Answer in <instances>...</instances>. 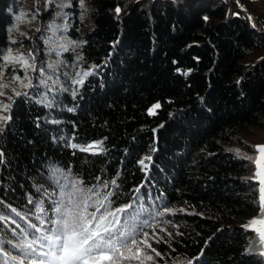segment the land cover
Instances as JSON below:
<instances>
[{
	"label": "trees",
	"instance_id": "obj_1",
	"mask_svg": "<svg viewBox=\"0 0 264 264\" xmlns=\"http://www.w3.org/2000/svg\"><path fill=\"white\" fill-rule=\"evenodd\" d=\"M22 1L0 0V74ZM65 2L81 69L92 74L75 96L64 94L61 110L29 93L12 102L0 134L4 247L21 255L7 241L32 239L37 206L51 214L48 194L70 172L89 186L108 182L114 206L139 195L135 207L147 210L141 219L167 236L149 239L161 253L150 264H264L258 244L247 252L254 233L242 227L260 211L256 166L245 157L264 144V13L257 5L264 0ZM37 5L50 26L56 4ZM26 43L47 69L44 39ZM99 141L103 151L70 147ZM165 207L183 211L157 216Z\"/></svg>",
	"mask_w": 264,
	"mask_h": 264
},
{
	"label": "snow or ice",
	"instance_id": "obj_2",
	"mask_svg": "<svg viewBox=\"0 0 264 264\" xmlns=\"http://www.w3.org/2000/svg\"><path fill=\"white\" fill-rule=\"evenodd\" d=\"M84 0H80L83 7ZM239 2V0H237ZM116 13L119 14L121 9L116 8ZM238 15V13L236 14ZM250 20L251 16L248 17ZM205 20L208 17L204 18ZM255 27V24H253ZM73 50L79 46L77 42H72ZM66 51L67 45H61ZM82 59V57H78ZM3 60L8 64H19L26 71H39L44 74V69H37L35 58L32 57V62L23 55H14L11 50L3 56ZM49 68L53 65H49ZM95 67V66H93ZM90 71L76 73L71 83L83 86L85 78L90 76ZM22 86L26 89L35 87L32 78L25 76L21 80L19 76L15 77ZM26 81V82H25ZM41 84H47V80H40ZM0 87H8V85H0ZM67 91V89H63ZM74 89L72 95L75 96ZM4 92L0 91V96ZM16 96H27V92H15ZM38 103H44L47 107H52V102L45 95ZM154 107L159 108L157 104ZM10 104L0 102V110L9 112ZM71 110V109H70ZM11 115H0V134L3 133L5 126L11 121ZM103 141L90 144L87 147H80L73 143L71 148H79L82 152L91 151L94 148H102ZM258 155L253 157H245L252 161L256 166V172L253 179H258L259 188V214L258 217L251 219L245 225H242L246 230L254 233V238L251 241L248 253H252L255 249L252 245L258 244L259 255L264 257V145L255 146ZM5 153L0 150V164L4 163ZM146 159H151L146 157ZM140 163L144 165V160ZM147 167V165H144ZM60 170L54 169L53 176ZM63 180L55 181L58 186L57 191L49 195L51 204V214L43 207V203L37 206L36 211L40 214L37 219L40 221V226L35 223H28V228L32 229V239L25 240L23 243H13L7 241L13 249H16L21 255H13L4 247L5 241L0 239V264H146L148 261H154V257H160L158 252L149 239H154L156 243H160L163 237H159L156 229L159 228V223H149L148 218L141 219V214L146 209L136 208L135 204L140 199L139 195L132 197L131 202L123 203L114 206L117 193L110 189L108 182L97 185H87L84 180L73 176L69 173H61ZM116 180L111 181V185L115 186ZM143 185L137 187L134 191L140 193ZM29 203H33L29 199ZM12 211L15 212V209ZM176 211L183 209H171L165 207L163 211L156 213L157 216H163L165 213L175 214ZM18 216L20 213H16ZM25 219L24 217H21ZM0 219H5L0 217ZM170 223V221H169ZM12 224H16L12 220ZM19 227V225H17ZM152 229L153 234L150 237L149 232L145 229ZM14 231V230H13ZM161 232L167 231L160 228ZM27 235V233H26ZM171 236L172 233L168 232ZM188 264H192L191 261Z\"/></svg>",
	"mask_w": 264,
	"mask_h": 264
},
{
	"label": "rangeland",
	"instance_id": "obj_3",
	"mask_svg": "<svg viewBox=\"0 0 264 264\" xmlns=\"http://www.w3.org/2000/svg\"><path fill=\"white\" fill-rule=\"evenodd\" d=\"M51 1L56 4L58 9L56 17L50 26L44 25L41 17L35 12H38V0L22 1L23 12L16 19L10 37L11 46L8 51L11 50L14 55H23L29 59V62H32V57H34L35 65L39 70L43 67L38 63L30 43H26V41L33 39L35 35L42 37L46 43L47 69H44L43 78H40L41 74L39 71H26L19 64H8L4 61L0 74V85H8L6 88L0 87V91L4 92V95L0 96V102L4 104L11 105L14 99L19 97L15 95V92H27L37 101H40L46 95L47 99L52 102V107L49 108L44 103L41 104L45 105L51 111L61 110L64 105V94L69 91L72 93L76 86L71 83L73 77H76V73L83 72L81 69L82 59H78V57H82L80 46L75 47L73 50V40L69 35L71 26L69 23L67 4L65 0ZM257 5L260 6V9L264 13V4L258 3ZM42 32H46L47 35ZM77 44L79 45V43ZM61 45H67L68 49L65 51ZM49 65H53V67L49 68ZM17 76L21 80H24L25 76H29L32 78V82H38L36 84L33 83L35 87L26 89L15 79ZM40 80H47V84H41ZM63 89H67V91ZM9 114L10 111L3 112L0 110V115ZM160 236L162 237L161 234ZM163 238L165 239L167 236L164 235ZM149 262L146 264H150Z\"/></svg>",
	"mask_w": 264,
	"mask_h": 264
}]
</instances>
